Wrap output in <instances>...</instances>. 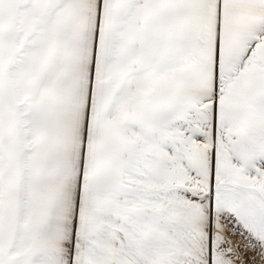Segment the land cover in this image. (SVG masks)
I'll return each instance as SVG.
<instances>
[{"label": "snow or ice", "instance_id": "obj_1", "mask_svg": "<svg viewBox=\"0 0 264 264\" xmlns=\"http://www.w3.org/2000/svg\"><path fill=\"white\" fill-rule=\"evenodd\" d=\"M0 264H264V0H0Z\"/></svg>", "mask_w": 264, "mask_h": 264}]
</instances>
